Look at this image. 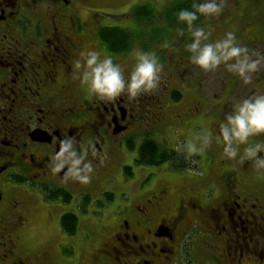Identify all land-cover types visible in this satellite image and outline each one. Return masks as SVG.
<instances>
[{
    "label": "flooded vegetation",
    "instance_id": "1",
    "mask_svg": "<svg viewBox=\"0 0 264 264\" xmlns=\"http://www.w3.org/2000/svg\"><path fill=\"white\" fill-rule=\"evenodd\" d=\"M184 1L189 11L204 2ZM263 1L224 0L219 14L197 13L192 29L177 16L168 44L152 31L157 44L145 51L141 2L115 11L105 7L126 0H0V264H264V164L241 161L264 133L234 143L235 158L216 139L234 105L264 94V58L245 83L224 63L205 71L186 49L199 27L202 44L232 31L252 59L264 57ZM107 13L122 23L103 24ZM88 50L110 55L125 79L136 52L163 54L158 86L99 99L79 75ZM208 132L211 144L189 156L186 144L199 147L196 135ZM66 137L77 155L95 147L87 184L65 179L67 165L51 171Z\"/></svg>",
    "mask_w": 264,
    "mask_h": 264
},
{
    "label": "clouds",
    "instance_id": "2",
    "mask_svg": "<svg viewBox=\"0 0 264 264\" xmlns=\"http://www.w3.org/2000/svg\"><path fill=\"white\" fill-rule=\"evenodd\" d=\"M224 0H204L202 3H195V11L182 9L178 13V19L186 22L189 29H192L193 22L197 20V13L209 15L219 14L223 11ZM194 39L186 45V49L192 53L190 57L192 63L198 65L205 71L217 68L222 63L228 71L234 72L248 83L251 77L248 73L255 72L261 62L260 53H253L257 59H252L247 46L237 43L236 34L229 31L225 38L214 43H203L208 39V34L203 28H195L192 31ZM137 63L132 69L129 77L125 79L121 66L113 62L110 55L100 58L101 53L96 50L81 52L85 57L84 71L79 74L83 83L88 84L89 92L95 94L101 100H113L120 95L127 93L129 98H135L140 93H147L158 86L162 65L158 63V58L154 53L139 51L135 53ZM234 62L228 63L229 61ZM82 67L81 61H76V68ZM264 133V94L255 95L243 99L233 107V111L226 114L225 119L219 123V135L216 136L218 142L224 144V152L235 158L237 152L233 147L234 143H246L250 136ZM212 133L197 134L195 140L201 141L199 147L194 141H189L185 148L189 156L193 153L203 152L211 144ZM92 147L95 154L94 145L82 146L80 154L77 155L74 146V138H64L60 141V149L52 157L51 171L59 173L68 166L65 179L69 177L78 180L82 184H87L91 180L93 171L91 161H86L88 149ZM264 152V143H257L245 149L244 159L255 158L256 168L264 164V156L259 153ZM264 175V172H258Z\"/></svg>",
    "mask_w": 264,
    "mask_h": 264
},
{
    "label": "rangeland",
    "instance_id": "3",
    "mask_svg": "<svg viewBox=\"0 0 264 264\" xmlns=\"http://www.w3.org/2000/svg\"><path fill=\"white\" fill-rule=\"evenodd\" d=\"M134 1L141 2L142 5L139 8H142L145 6V8L152 9L153 13H154V9H156L155 16H152V15L150 17L144 16V19L142 20L144 22V24L141 25V28L143 31V35H146V38L144 37L145 51L146 50L151 51L155 47V45L157 44V42H153V39H151V37H149V34H150V36H153V34L151 33L152 31H157V30L160 31L161 30V32H162L161 34L166 33L165 38H162V39H164V40H162V42H165L166 44H168V41H169L168 37L170 35V28L168 26V23H167L165 16H162V14L168 8H170V6L172 5V3L174 1H177V0H126L124 7L118 8V4H116V6L113 8L111 6H106L105 8L106 9H113L115 11L120 10V9H127L130 6V4H127V3H131ZM219 1L220 0H218V2ZM254 1L255 2H261L262 0H254ZM129 9L130 8H128L127 10H129ZM107 15L109 17H107V19L105 20L106 22L101 21L103 24L111 25L112 27H116L122 23V20L120 19L121 16L119 14H117V16H113L112 13H107ZM135 25H137V20H134V18H133V22L129 23V27H135ZM153 25H155V27ZM114 31H115V29H114ZM148 31H150V33H148ZM115 32L117 33V31H115ZM130 33L137 35L136 31H134V30L130 31ZM163 52L169 54L168 50H164ZM163 58H164V55L159 54L158 59H163ZM208 108L209 107H206L205 109L207 110Z\"/></svg>",
    "mask_w": 264,
    "mask_h": 264
},
{
    "label": "trees",
    "instance_id": "4",
    "mask_svg": "<svg viewBox=\"0 0 264 264\" xmlns=\"http://www.w3.org/2000/svg\"><path fill=\"white\" fill-rule=\"evenodd\" d=\"M184 3H185L184 0H180V1L178 2V5H177V6H173V5H172V7L168 8V9L162 14V16H165L166 20H168V24H170L171 21L173 22L174 19L178 16L179 11L183 9L182 7H184V6H183ZM137 14H138L139 16L143 15V16H148V17H150L151 15H153V10H152V9L145 8V6H144V7H142V9H139V10L137 11ZM159 32L162 33L161 30H160ZM104 34H106V32H104ZM116 34H117L116 32H112V35H108V36H107V37L109 38L108 40H109L110 42H113V41L116 39V36H117ZM155 36L158 37L157 34H156ZM110 37H111V38H110ZM117 41H118V40H117ZM156 148H158V146H157L156 144H154V143H152V142L146 143L145 146H144V148H143V151H144V153H145V154H144V157H145L146 159H149V160L153 161L154 158H155V156H156V150H155ZM163 155L165 156V158L168 159V156L165 155V153H163Z\"/></svg>",
    "mask_w": 264,
    "mask_h": 264
}]
</instances>
